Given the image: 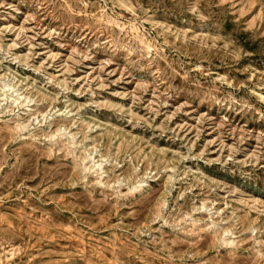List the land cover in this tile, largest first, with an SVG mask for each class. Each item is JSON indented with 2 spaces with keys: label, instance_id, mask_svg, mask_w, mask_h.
Returning <instances> with one entry per match:
<instances>
[{
  "label": "rangeland",
  "instance_id": "374dc122",
  "mask_svg": "<svg viewBox=\"0 0 264 264\" xmlns=\"http://www.w3.org/2000/svg\"><path fill=\"white\" fill-rule=\"evenodd\" d=\"M0 264H264V0H0Z\"/></svg>",
  "mask_w": 264,
  "mask_h": 264
},
{
  "label": "bare ground",
  "instance_id": "6f19581e",
  "mask_svg": "<svg viewBox=\"0 0 264 264\" xmlns=\"http://www.w3.org/2000/svg\"><path fill=\"white\" fill-rule=\"evenodd\" d=\"M85 158V157H84Z\"/></svg>",
  "mask_w": 264,
  "mask_h": 264
}]
</instances>
